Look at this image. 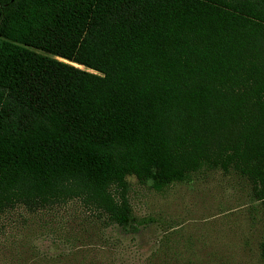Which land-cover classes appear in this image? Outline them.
I'll return each mask as SVG.
<instances>
[{
  "label": "trees",
  "instance_id": "trees-1",
  "mask_svg": "<svg viewBox=\"0 0 264 264\" xmlns=\"http://www.w3.org/2000/svg\"><path fill=\"white\" fill-rule=\"evenodd\" d=\"M201 169L249 183L264 260V0H0V213L134 233L127 176Z\"/></svg>",
  "mask_w": 264,
  "mask_h": 264
},
{
  "label": "rangeland",
  "instance_id": "rangeland-1",
  "mask_svg": "<svg viewBox=\"0 0 264 264\" xmlns=\"http://www.w3.org/2000/svg\"><path fill=\"white\" fill-rule=\"evenodd\" d=\"M134 233L76 201L0 213V264H264L263 219L235 172L201 169L161 190L127 176Z\"/></svg>",
  "mask_w": 264,
  "mask_h": 264
},
{
  "label": "water",
  "instance_id": "water-1",
  "mask_svg": "<svg viewBox=\"0 0 264 264\" xmlns=\"http://www.w3.org/2000/svg\"><path fill=\"white\" fill-rule=\"evenodd\" d=\"M77 66V65H76ZM80 67V66H79Z\"/></svg>",
  "mask_w": 264,
  "mask_h": 264
}]
</instances>
